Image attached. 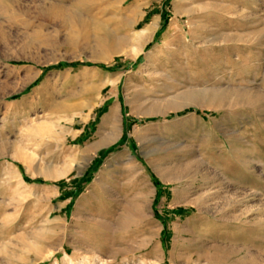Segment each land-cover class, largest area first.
Masks as SVG:
<instances>
[{
    "label": "rangeland",
    "instance_id": "obj_1",
    "mask_svg": "<svg viewBox=\"0 0 264 264\" xmlns=\"http://www.w3.org/2000/svg\"><path fill=\"white\" fill-rule=\"evenodd\" d=\"M6 1L0 264H264V0Z\"/></svg>",
    "mask_w": 264,
    "mask_h": 264
},
{
    "label": "bare ground",
    "instance_id": "obj_2",
    "mask_svg": "<svg viewBox=\"0 0 264 264\" xmlns=\"http://www.w3.org/2000/svg\"><path fill=\"white\" fill-rule=\"evenodd\" d=\"M5 1L6 0H4V2ZM120 1L122 2L124 0H120ZM2 2H3V0H0V4ZM55 8H54V6L51 7L49 5L48 7H45V8L43 7L42 10H43V12H46V11L49 12V11H52L53 9H55ZM63 10H65V9H63ZM127 13H130V11H128ZM155 28H156V23H153L150 26H148V27L140 30L139 32H137V34L131 39L132 47L135 48V49L133 48L134 50L132 51V54H136L137 53V51L140 49V47L142 46V44H144L148 40L149 36L152 35V33L154 32ZM105 40H101L98 43L99 44H104ZM110 41L113 42V40H110ZM114 54H116V51H115ZM115 81H116V79H111V80L110 79H104V80H102L100 86H105L107 84H113ZM230 101H232L234 103H237V104H240V105L249 104V105H251L253 107L256 106V107H260L261 108L262 103L264 102L263 90H262V88L257 87V88H254L251 91L220 92V93H216V94H211V95H209L207 97L204 94L203 95H200V96H197L195 94H193V95H186V96H184V97L181 98V103H179L177 101L178 104H175L174 103L175 101H174L173 102L174 104L171 105L172 107L171 106L167 107L168 109L166 111H178V110H180V109H182V108H184V107H186V106H188V105H190L192 103H195V102L196 103L199 102L198 107H200V108H207V109H213L214 108L215 109V108L224 107L225 105H227L228 103H230ZM170 102H172V101H170ZM41 109H43V108L41 107ZM27 110L28 109H26L23 106H21L19 108L13 109L11 111V114L12 115H15V114H25V112ZM51 111L57 112V113H64V112L74 111V110L73 109H66V108H64L62 106H53L51 108ZM116 123H117V121H116V109L111 108L109 110L107 116L102 121V126L109 128V132L110 133L108 134V136H106V138H102L100 136H97V141L94 144L90 145V147L85 152L97 151L99 149H102V148H105L106 146H108L110 144V142H112V139H111L112 137L111 138L109 137L110 134L112 135V133H114V131H116V129H117L116 128ZM44 132H45V130H44ZM47 133H49V135L52 136V137H54V136L56 137L57 135H60V133L57 134L54 130H52L50 128H49V130H48ZM259 143H262V141L260 142V138H257L256 139V144L259 145ZM17 154H20V152L18 151ZM17 154L15 153L16 156H17ZM4 155H6V154H3V152H1V150H0V157H2ZM19 157H20V155H19ZM13 159L16 161L17 158L16 157L15 158L13 157ZM41 174L39 173L38 175H41ZM49 175H50V173H47V172L44 173V174H42V176L44 178L50 177ZM57 177H59V175H57ZM57 177H55V178H57Z\"/></svg>",
    "mask_w": 264,
    "mask_h": 264
}]
</instances>
